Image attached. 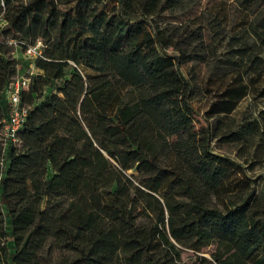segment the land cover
<instances>
[{"label":"trees","instance_id":"obj_1","mask_svg":"<svg viewBox=\"0 0 264 264\" xmlns=\"http://www.w3.org/2000/svg\"><path fill=\"white\" fill-rule=\"evenodd\" d=\"M185 1L0 0V264H264V27L218 56L202 26L156 21ZM38 41L3 146L12 50ZM189 62L219 72L204 112Z\"/></svg>","mask_w":264,"mask_h":264},{"label":"rangeland","instance_id":"obj_2","mask_svg":"<svg viewBox=\"0 0 264 264\" xmlns=\"http://www.w3.org/2000/svg\"><path fill=\"white\" fill-rule=\"evenodd\" d=\"M188 7L184 11H178L174 14L163 13L156 21L161 26H183L189 24L190 27L196 25L202 26L203 35L208 44L210 40L217 49V55L228 54L231 50L237 47L230 44L232 42H238L240 44H249L252 42L250 38H246L241 34L242 26H248L249 24L264 27V22L259 21L253 12L244 9L240 5L239 0H186ZM194 20L195 22H192ZM12 56L18 61V71L16 78H29L35 75L33 62L31 58L21 54L19 48L14 47L12 50ZM215 67L202 62H189L181 66L180 70L183 75L191 79L197 84V92L195 95L194 105L202 112L205 110L206 100L209 101L208 91L216 90L217 79L215 78L219 72ZM247 101H244L241 108L247 105ZM152 135L151 129H146L140 135L139 141L149 138ZM2 138V134H1ZM167 164H172V170L177 177L175 189L181 185L180 177L183 173V166L174 158L167 159ZM257 174H261L264 177V164ZM68 232L67 223L55 224L51 227V236L63 235Z\"/></svg>","mask_w":264,"mask_h":264},{"label":"built area","instance_id":"obj_3","mask_svg":"<svg viewBox=\"0 0 264 264\" xmlns=\"http://www.w3.org/2000/svg\"><path fill=\"white\" fill-rule=\"evenodd\" d=\"M1 25V24H0ZM24 56L31 58L32 62L36 57L41 56V43L38 41L33 46H29L23 52ZM29 78H16L8 86V102L10 105V114L2 127V145L6 142L17 143V132L23 126L26 118V109L19 106V94L22 89H26Z\"/></svg>","mask_w":264,"mask_h":264}]
</instances>
